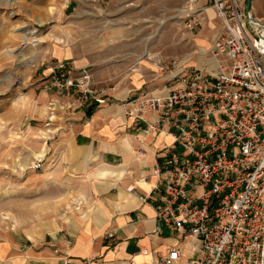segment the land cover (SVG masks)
<instances>
[{
	"label": "built area",
	"instance_id": "obj_1",
	"mask_svg": "<svg viewBox=\"0 0 264 264\" xmlns=\"http://www.w3.org/2000/svg\"><path fill=\"white\" fill-rule=\"evenodd\" d=\"M211 2L222 22L209 50L216 68L173 60L165 94L125 101L138 131L173 138L156 166V233L197 248L188 257L175 244L152 264H264V35L236 0ZM46 85L72 109L110 101L88 66L59 63Z\"/></svg>",
	"mask_w": 264,
	"mask_h": 264
},
{
	"label": "crops",
	"instance_id": "obj_2",
	"mask_svg": "<svg viewBox=\"0 0 264 264\" xmlns=\"http://www.w3.org/2000/svg\"><path fill=\"white\" fill-rule=\"evenodd\" d=\"M205 8L208 19L194 44L209 51L222 23L215 19L212 5ZM86 26H72L70 45L60 46L49 56L42 82L59 63L74 69L88 66L110 101L98 105L90 115V106L72 111L70 98L44 85L39 107L51 113L54 102V111L63 117L56 124V169L51 177L59 181V195L64 197L53 207L56 213L36 217L0 238V264H152L178 243L186 246L187 256L197 251L175 234L156 233V206L161 202L156 166L163 161V148L172 144V136L140 132L126 114V100L165 94L169 77L161 89L144 88L158 74L134 54L120 56L101 50L93 38L100 29ZM75 35L82 36L81 43ZM192 64L210 72L216 68L210 53ZM114 83L128 86L116 90L111 87ZM130 187L134 189L130 191ZM148 194L150 198L142 201L140 196Z\"/></svg>",
	"mask_w": 264,
	"mask_h": 264
},
{
	"label": "rangeland",
	"instance_id": "obj_3",
	"mask_svg": "<svg viewBox=\"0 0 264 264\" xmlns=\"http://www.w3.org/2000/svg\"><path fill=\"white\" fill-rule=\"evenodd\" d=\"M236 1L264 26V0ZM210 5L211 0H0V238L56 213L53 207L64 197L51 177L56 124L63 117L45 113L39 96L47 81L42 82L43 68L54 51L70 45L72 26L100 29L93 38L103 51L136 55L158 74L144 84L156 90L176 71L169 62L196 67L192 61L209 53L194 42ZM32 30L37 34L28 42L25 35ZM127 86L111 84L116 90Z\"/></svg>",
	"mask_w": 264,
	"mask_h": 264
},
{
	"label": "water",
	"instance_id": "obj_4",
	"mask_svg": "<svg viewBox=\"0 0 264 264\" xmlns=\"http://www.w3.org/2000/svg\"><path fill=\"white\" fill-rule=\"evenodd\" d=\"M246 17H247V19H248V21L251 23V24H253V25H256V26H258L259 28H260V31H259V34L260 35H264V26H262L257 20V22H258V24H256L255 22H254V18H252V16L249 14V12L248 11H246Z\"/></svg>",
	"mask_w": 264,
	"mask_h": 264
},
{
	"label": "bare ground",
	"instance_id": "obj_5",
	"mask_svg": "<svg viewBox=\"0 0 264 264\" xmlns=\"http://www.w3.org/2000/svg\"><path fill=\"white\" fill-rule=\"evenodd\" d=\"M254 22H255L256 24H258V23L255 21V19H254ZM255 26H256V25H255ZM256 27H258V26H256ZM258 30L260 31V28H259V27H258ZM263 30H264V29H263ZM36 34H37V31H36V30L29 31V32L25 35V39L29 40L28 42H30Z\"/></svg>",
	"mask_w": 264,
	"mask_h": 264
},
{
	"label": "trees",
	"instance_id": "obj_6",
	"mask_svg": "<svg viewBox=\"0 0 264 264\" xmlns=\"http://www.w3.org/2000/svg\"><path fill=\"white\" fill-rule=\"evenodd\" d=\"M97 106L96 105H93V106H90V108L88 109V114H92V112L94 111V109L96 108Z\"/></svg>",
	"mask_w": 264,
	"mask_h": 264
}]
</instances>
